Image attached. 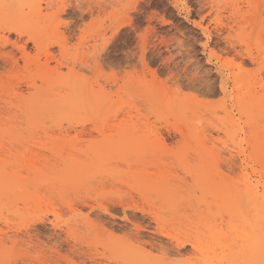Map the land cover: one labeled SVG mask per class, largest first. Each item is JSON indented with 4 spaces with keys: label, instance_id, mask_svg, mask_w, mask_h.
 <instances>
[{
    "label": "rangeland",
    "instance_id": "rangeland-1",
    "mask_svg": "<svg viewBox=\"0 0 264 264\" xmlns=\"http://www.w3.org/2000/svg\"><path fill=\"white\" fill-rule=\"evenodd\" d=\"M263 55L264 0H0V264H203L242 236L222 198L256 179Z\"/></svg>",
    "mask_w": 264,
    "mask_h": 264
},
{
    "label": "bare ground",
    "instance_id": "bare-ground-1",
    "mask_svg": "<svg viewBox=\"0 0 264 264\" xmlns=\"http://www.w3.org/2000/svg\"><path fill=\"white\" fill-rule=\"evenodd\" d=\"M247 157L243 162L247 166L253 163L256 179L251 181L247 176L241 190L232 187L228 198L225 196L222 199L227 208L235 206L232 208L236 209L235 213L227 215L228 219L237 214L235 217L245 222L248 230L242 229L247 232L240 236L236 227L234 232L237 237H232L230 244L223 242L221 235L213 231V249L208 247L211 252L204 251L203 264H261L264 261V141H254ZM218 249H222V252H217Z\"/></svg>",
    "mask_w": 264,
    "mask_h": 264
},
{
    "label": "snow or ice",
    "instance_id": "snow-or-ice-1",
    "mask_svg": "<svg viewBox=\"0 0 264 264\" xmlns=\"http://www.w3.org/2000/svg\"><path fill=\"white\" fill-rule=\"evenodd\" d=\"M261 264H264V261H262Z\"/></svg>",
    "mask_w": 264,
    "mask_h": 264
}]
</instances>
